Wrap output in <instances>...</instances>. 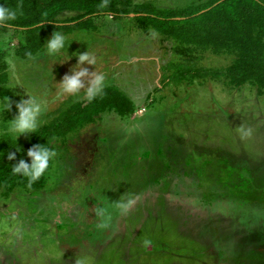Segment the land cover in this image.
Listing matches in <instances>:
<instances>
[{
  "label": "rangeland",
  "instance_id": "rangeland-1",
  "mask_svg": "<svg viewBox=\"0 0 264 264\" xmlns=\"http://www.w3.org/2000/svg\"><path fill=\"white\" fill-rule=\"evenodd\" d=\"M210 1L131 0V11L180 13ZM136 17H86L55 31L58 53H47L51 33L28 58L17 55L24 33L0 30V91L10 102L0 108V147L16 142L30 163L33 135L86 100L96 75L134 108L50 140L41 189L0 188V264H264V93L193 78L188 71H225L234 56L164 37ZM84 52L91 64H77ZM82 68L84 87L65 93L61 80ZM29 98L41 106L38 126L14 140L6 126Z\"/></svg>",
  "mask_w": 264,
  "mask_h": 264
},
{
  "label": "trees",
  "instance_id": "trees-1",
  "mask_svg": "<svg viewBox=\"0 0 264 264\" xmlns=\"http://www.w3.org/2000/svg\"><path fill=\"white\" fill-rule=\"evenodd\" d=\"M131 6V0H0V7L19 9L15 19L0 22V30H15L18 35L24 33L26 37L17 55L28 58L43 50L46 37L51 33L78 29L76 24L86 17L109 15L122 18L135 14L141 25L153 28L164 37L202 50L210 48L234 56V61L225 71L189 69L188 73L193 78L224 77L231 86L252 84L258 88L259 94L264 93V0H211L180 13L160 11L150 4L136 5L131 11ZM65 12L79 15L71 21L59 22L57 18ZM71 22L73 26H70ZM6 71L5 62L0 60L1 86L8 82ZM0 95L4 99L8 97L7 89L2 88ZM111 111L121 117L134 112L132 101L116 88L102 90L91 100L77 102L59 114L33 135L29 148L41 144L51 151L50 140L66 137ZM10 152H16V160L7 159ZM20 159H23V153L16 142L0 147V188L8 191L15 187L41 189L51 158L46 170L32 182L21 174H13L12 166Z\"/></svg>",
  "mask_w": 264,
  "mask_h": 264
},
{
  "label": "clouds",
  "instance_id": "clouds-1",
  "mask_svg": "<svg viewBox=\"0 0 264 264\" xmlns=\"http://www.w3.org/2000/svg\"><path fill=\"white\" fill-rule=\"evenodd\" d=\"M103 6V5H102ZM19 9H6L0 7V22H7L15 19ZM64 47V37L53 32L51 38L47 41V53L54 55L58 53ZM87 62L91 64L92 61L89 59L86 52L79 54L77 64H84ZM89 73L87 69H81L80 71L73 72L71 76L66 75L61 80L62 90L68 94L77 93L84 84L81 81V77L87 76ZM103 89V76L96 75L94 79L89 81L86 89V97L91 100L102 92ZM5 103L0 105V108L10 110L9 98H5ZM18 114L11 119L7 124L5 131L12 136L15 140L22 134L32 133L38 126L37 117L41 111V106L33 98L27 100H21L16 104ZM26 155L30 158V163L24 159H20L12 166L13 174H21L27 177L29 182L35 181L40 175L46 170L50 158L54 155L47 147L37 144L33 145L27 150ZM8 160H16V152H10L7 156ZM132 203L128 202V205H121L122 211H127V207ZM77 264H84L83 261L78 260Z\"/></svg>",
  "mask_w": 264,
  "mask_h": 264
}]
</instances>
